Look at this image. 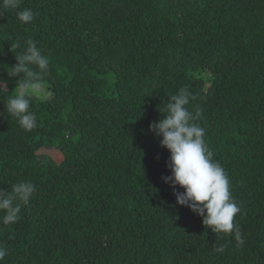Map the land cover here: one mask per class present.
<instances>
[{
  "label": "trees",
  "instance_id": "trees-1",
  "mask_svg": "<svg viewBox=\"0 0 264 264\" xmlns=\"http://www.w3.org/2000/svg\"><path fill=\"white\" fill-rule=\"evenodd\" d=\"M28 39L49 58L52 93L31 99L30 131L6 110ZM0 80V195L35 185L20 219L0 223V264H264V0L0 2ZM182 87L229 178L242 245L162 179L170 153L149 125Z\"/></svg>",
  "mask_w": 264,
  "mask_h": 264
},
{
  "label": "clouds",
  "instance_id": "clouds-1",
  "mask_svg": "<svg viewBox=\"0 0 264 264\" xmlns=\"http://www.w3.org/2000/svg\"><path fill=\"white\" fill-rule=\"evenodd\" d=\"M3 7L16 9L20 0H0ZM22 23L34 19L31 9L17 12ZM23 52L15 56L16 64L11 68L12 76L19 77L15 95H9L6 110L7 117H15L26 131L37 126V116L30 110L33 97L49 96L42 91L43 78L49 71V58L42 54L35 41L28 39ZM5 80H0V90H7ZM194 99L187 87L180 88L166 104L163 118L149 125V131L159 139L160 146L170 153L168 167L171 176L162 178L173 189L177 186L182 192L174 191L176 205L186 206L203 218V225L213 233L230 234L235 232L238 245L244 243L234 217L240 212L232 199L229 178L223 167L213 160V152L205 140V129L196 121L201 117L199 109L193 113L187 107ZM35 192V185L21 181L11 186V192L0 195V223L10 225L20 219L23 205H27ZM223 252L224 246L216 248ZM8 255L0 247V261Z\"/></svg>",
  "mask_w": 264,
  "mask_h": 264
},
{
  "label": "rangeland",
  "instance_id": "rangeland-1",
  "mask_svg": "<svg viewBox=\"0 0 264 264\" xmlns=\"http://www.w3.org/2000/svg\"><path fill=\"white\" fill-rule=\"evenodd\" d=\"M43 84H44V88L42 89V91L45 92V93H51L46 88L45 83H43ZM51 96H52V93L49 96H37L36 98L46 100V99L50 98ZM37 154L38 155H47V156H49L51 159H53L56 162H59L60 158H61L60 153L58 151L51 150V149H41L40 151H38Z\"/></svg>",
  "mask_w": 264,
  "mask_h": 264
}]
</instances>
